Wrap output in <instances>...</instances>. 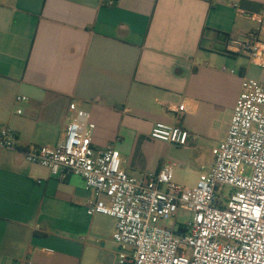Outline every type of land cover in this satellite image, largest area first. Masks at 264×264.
Returning <instances> with one entry per match:
<instances>
[{
    "label": "crops",
    "instance_id": "0c3cea01",
    "mask_svg": "<svg viewBox=\"0 0 264 264\" xmlns=\"http://www.w3.org/2000/svg\"><path fill=\"white\" fill-rule=\"evenodd\" d=\"M258 13L264 0H0V127L19 148L54 146L74 102L94 125L92 149H117L129 175L171 162L197 179L253 65L224 45ZM156 122L186 131V144L151 138ZM91 199L80 177L0 148V264H114L116 221L88 215Z\"/></svg>",
    "mask_w": 264,
    "mask_h": 264
},
{
    "label": "built area",
    "instance_id": "2783aa9c",
    "mask_svg": "<svg viewBox=\"0 0 264 264\" xmlns=\"http://www.w3.org/2000/svg\"><path fill=\"white\" fill-rule=\"evenodd\" d=\"M248 17L256 27L227 40L224 49L264 68V15ZM69 111L70 120L54 146L19 148L13 129L1 126L0 148L21 153L53 175L82 179L92 194L86 213L116 221L114 264H264V83L241 78L226 136L214 148L208 169L201 166L193 187L172 182L171 162L144 176L129 175L117 149H92L89 113L74 102ZM173 111L184 113L185 104ZM150 137L184 145L188 134L179 126L156 122ZM225 186L230 190L224 194ZM182 207L192 213L187 226L160 225Z\"/></svg>",
    "mask_w": 264,
    "mask_h": 264
},
{
    "label": "rangeland",
    "instance_id": "374dc122",
    "mask_svg": "<svg viewBox=\"0 0 264 264\" xmlns=\"http://www.w3.org/2000/svg\"><path fill=\"white\" fill-rule=\"evenodd\" d=\"M261 38L262 40H264V36H262ZM249 67H250L249 68L250 70L247 76L261 83H264V68L253 66V65H250ZM172 145L178 146L176 144H172ZM198 177L197 179L195 178L194 167H192L191 165H188L186 167L183 166L180 168L176 167L173 170L172 182L178 186H181L180 183H183L185 185H190L191 187H193L195 186L198 180ZM182 187H185V186L182 185ZM229 190H230L229 187L225 186L223 188L224 194L228 193ZM191 218H192V213L186 207H182L177 211L175 216H172L168 218L167 220L162 221L160 225L167 227V228H175L178 225L187 226ZM113 244H114L115 250L117 251L118 250L117 244L114 241H113Z\"/></svg>",
    "mask_w": 264,
    "mask_h": 264
}]
</instances>
